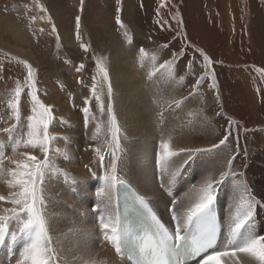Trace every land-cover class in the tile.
<instances>
[{
    "label": "snow or ice",
    "instance_id": "6c2138e0",
    "mask_svg": "<svg viewBox=\"0 0 264 264\" xmlns=\"http://www.w3.org/2000/svg\"><path fill=\"white\" fill-rule=\"evenodd\" d=\"M37 10L39 16L32 15L31 21L39 19L50 25L48 34L55 35L59 50L61 38L49 9L40 0H35L32 11ZM85 10V0H79V7L74 15V37L79 49L91 57L95 73L91 76L90 94L84 99L82 112L87 125V114L94 100L100 113L107 114V126L111 133L107 161L100 148L93 149L97 162L105 168V174L103 185L95 193L99 201L91 211L97 214V234L116 258L108 259L105 264H188V261L193 264H264V229L258 230L255 219L256 209L261 205V201L253 193L244 172L234 170V161L240 154L239 133L234 134L233 121L226 117L222 105L217 115L225 118L228 127L218 143L209 147H188L173 151L170 138H162L159 141L161 151L158 153L161 162L160 175L155 183L153 178L138 182L137 178L130 176L126 170V149L122 140H128V128L138 123L142 116L138 111L123 110L114 106L119 78L115 72L110 76L107 58L95 53L91 39L85 42ZM121 11V0H115L113 19L116 30L122 33L121 44L129 45L127 51L136 48L138 56L142 59L147 53L143 46H136L134 35L129 37L128 26L121 18ZM172 19L178 26L174 30L173 41L183 37L185 42L179 50L172 52L170 59L160 64V69H169L171 74L172 71L178 72L183 64L187 75L195 81L188 97L176 102L177 108H183L188 100L198 94L202 86L212 91L219 101V81L215 71L219 62L204 49L187 41V32L181 31L182 17L177 19L174 15ZM164 24L167 22L161 24L162 28ZM40 31L43 32L44 29ZM33 35L35 36V33ZM164 48H170V43H166ZM189 50L193 55H189ZM4 55L10 63L16 61L21 64L22 70L19 77L13 81L15 86L7 100L15 123L0 128V134H3V138H0V178L9 188L6 195L0 194V249L7 250L9 264H12L13 260L15 264H64L60 250L54 246L53 237L49 234L47 205L43 194L44 186L47 180L52 178V173L60 171L52 165L50 157V145L58 139L50 133V126L55 120L53 106L40 98V89L37 87L38 73L32 63L27 59L19 60L8 53ZM250 67L254 69V66ZM84 70L83 62L75 66L77 73ZM258 71L264 75V68ZM4 73L5 67L0 64V81H4ZM184 80L185 76H181L180 81ZM78 83L83 84V80L78 79ZM146 87L150 95L153 94L151 86ZM25 93L31 100V115L27 117L26 124L21 117V97ZM71 95L69 93L70 98ZM156 124L163 135L168 125L160 119H157ZM96 128L99 131L100 125L97 124ZM233 136L236 140L235 150L221 159L220 153L229 147ZM90 139H97L96 132H93ZM21 147L38 149L43 154V160L30 151L18 152ZM88 147L92 148V145ZM244 155L247 156L246 150ZM200 157L206 159L207 166L199 180L191 183L185 193L177 198L175 185L178 178ZM170 163L175 165L172 171L168 170ZM85 167L89 168L88 165ZM64 180L75 183L66 172ZM229 181L233 186L234 203L226 219L221 221L214 204L220 190ZM120 186L125 190L122 207L119 196L115 197V202L113 199V194L118 192ZM154 187L167 197V219L156 210L152 198L141 194L142 190L148 191ZM185 200L188 201L186 205ZM18 239H22L24 243L17 258L13 253V244Z\"/></svg>",
    "mask_w": 264,
    "mask_h": 264
},
{
    "label": "rangeland",
    "instance_id": "374dc122",
    "mask_svg": "<svg viewBox=\"0 0 264 264\" xmlns=\"http://www.w3.org/2000/svg\"><path fill=\"white\" fill-rule=\"evenodd\" d=\"M166 1L168 2L163 3L166 6H163L161 0H121V18L128 26L129 37L134 35L137 47L143 46L148 56L151 55L157 59V68H160V64L170 59L172 52L179 50L181 44L185 42L183 37L176 41L172 39L175 35L174 30L178 27L172 17L174 15L177 19L182 17L181 31L187 32V41H191L205 51L209 50L210 56L219 62L215 67L219 81V101L206 86H202L198 90L202 95L200 106L204 108L207 118L215 126L216 135L211 138L195 137V142L218 143V140L222 138L228 127L225 118L217 115L220 105H222L225 115L227 112V115L235 119L234 134L239 133L240 154L234 161V170L237 172L246 170L248 173L255 169L264 174V162L256 159L253 161L254 156L256 158V154L261 153L260 143L256 141V134L264 131V126L258 125L254 121L258 111L264 116V75L258 71V69L264 68V52L258 51L264 46V0ZM40 2L49 9V13L57 24L61 38L59 50L55 35L48 34V40L45 38V33L50 31V25L39 19L35 22L31 21L32 15L39 16L38 10L32 11L35 0H0V64L5 67L4 81H0V128L15 123L13 114L7 106V100L15 86L13 81L19 77L22 70L21 64L16 61L10 63L4 54L8 53L19 60L25 59L6 51L5 44L32 50L35 60L28 61L37 69V87L40 89V93L47 89L49 83L56 84L63 91L69 89L68 92L72 94L71 97L76 102L71 107L72 113L69 117L64 112L62 113L64 115L59 114L62 120L67 121L74 118V112L79 106H82L80 102H84L85 97L90 94L87 95L83 89L92 83L91 76L95 73L94 63L89 55H85L79 49L78 42L74 37V15L79 7V0H40ZM85 4L84 40L87 42L89 38L91 39L95 53L106 57L110 67L111 57L119 55L118 45H122V33L118 32L114 26L115 0H85ZM161 5L164 9L159 8ZM157 9L159 12H164L165 16L160 13L157 15ZM165 21L167 24H164L162 28L161 24ZM41 29L44 31L41 32ZM12 33L15 34V37L17 36L16 39L13 38L14 34ZM229 42L235 45L234 52L230 48ZM166 43H170V48H164ZM134 49L132 50L134 53L131 52V54H135L133 57L136 59L138 53ZM223 50L229 52L226 57H222ZM189 55H193L191 50H189ZM81 62L85 64V70L77 73L74 68ZM249 65L255 66V72H252L254 76L252 74L250 76L245 71L246 66ZM70 71L73 73L71 74ZM197 72H199L198 68ZM75 74H77L76 79ZM175 74L179 79L181 76H185L183 85L178 92L179 96H185L193 90L192 85L195 81L187 75L183 64ZM258 75L263 77L259 83L256 77ZM78 79H82L83 84L78 83ZM133 82L136 81L133 80ZM40 98L43 100L41 95ZM67 101H71L69 96ZM48 104L52 105L54 110L53 103L48 102ZM29 115H31V100L25 93L21 97V117L25 124ZM87 115L100 125L103 131L101 134L104 136V131H108L107 114L100 113L99 106L94 100L91 102ZM227 115L226 117H228ZM102 136L100 139L103 138ZM235 147L236 140L233 136L229 141L230 152L234 151ZM22 150V152L30 151L24 147ZM245 150L247 156L244 155ZM262 159L264 160L263 157ZM260 165L263 166L260 167ZM246 175L250 177V174Z\"/></svg>",
    "mask_w": 264,
    "mask_h": 264
},
{
    "label": "bare ground",
    "instance_id": "6f19581e",
    "mask_svg": "<svg viewBox=\"0 0 264 264\" xmlns=\"http://www.w3.org/2000/svg\"><path fill=\"white\" fill-rule=\"evenodd\" d=\"M165 2L168 1L161 0L162 5ZM162 5L159 6L160 9H164L163 6L165 4ZM159 13L165 16L164 12ZM16 37L14 34L13 38L16 39ZM45 38L48 40V33H45ZM229 46L234 52L235 45L229 42ZM128 47L127 43H124L123 46L118 45L119 55L111 57L109 67L110 76L115 72L119 78L118 95L114 98V106L123 110L138 111L142 116L138 123L132 124L128 128V140H122V144L126 149L124 160L126 170L130 176L137 178L138 182L139 180L153 178L155 183L156 178L160 175L161 162L158 158V153L161 151L159 149L160 139L170 138V146L173 151L188 147H209L214 143H196L195 137L211 138L216 135V130L215 126L207 118L204 108L200 106L202 95L199 91L195 97L187 101L183 108H177L176 102L183 101L188 97L189 93L185 96L178 95L183 84L177 78L176 72L172 71L170 74L169 69L157 68V59L151 55H146L142 59L138 56L134 59L135 57L133 56L135 54L132 55L134 52L127 51ZM4 49L27 60H35L31 49H24L10 44H5ZM261 50L264 52V46L258 49V51ZM206 52L209 54L210 51L206 50ZM227 52V50H223L222 57H226L228 55ZM250 66L252 65L246 66L245 71L250 76L251 74L254 76L252 72H255V70L251 69L252 67ZM74 77L76 79L77 74ZM256 77L258 83L263 79L259 75ZM133 80L136 82H133ZM55 85L49 83L47 89L40 93L46 104L51 102L54 105L55 120L53 125L50 126V133L58 137L50 145V157L52 165L60 171L52 173V178L47 180L43 193L47 205L49 234L53 237L54 246L60 250L64 264H105L108 259L115 260L116 258L113 256L112 250L102 242V238L97 234V214L91 211L92 207L99 201L95 193L103 185V176L105 174V168L97 162L96 153L93 149L100 148L102 150L101 154L105 156V161H107V149L110 145L111 133L106 130L104 131L105 135L102 136V128L100 127L99 131H97L96 126L98 123L91 117H88L89 120L86 125L85 115L82 112L84 102H80L82 106H79L77 111L74 112V118H70L67 121L62 120L59 114L64 112L69 117L72 113L71 107L74 106L76 101L73 97L70 98V102L67 101L69 89L63 91ZM146 85L151 86L153 94L150 95ZM90 86L91 84L84 87L86 89H83L87 95ZM220 98L222 99V95ZM252 98H254L253 95ZM47 99L49 100L47 101ZM254 103L256 102L254 101ZM259 113L260 111L257 112L254 121L256 124L264 126V116ZM227 116L233 121V124H236L233 117ZM157 119L168 125L163 135L160 134V128L156 124ZM93 132H96L97 135L95 141L90 139ZM101 136L103 137L102 139H100ZM256 137V141L260 143L261 153L259 155L256 154V158L254 156L253 161L256 159L264 162L262 159V157L264 158V131L256 134ZM0 138H3V135ZM252 142L254 143V139ZM90 144L92 148L88 147ZM22 151L21 147L18 152L22 153ZM30 152L41 160L44 158L38 149H30ZM229 153V147L223 149L220 153V158L223 159ZM8 154L11 155V152ZM85 165H88L91 171ZM206 166V159L200 157L183 171L175 185L177 198L185 193L191 183L199 180ZM174 167L175 165L170 163L168 170L172 171ZM65 172L70 178L75 180V183L65 182ZM244 174L253 193L261 201V205L256 209L255 219L258 230L264 229V174L255 169L248 173L245 170ZM246 174H250V177ZM8 191L7 184L0 178V194L6 195ZM141 194L152 198L155 201L156 210L163 218L167 219L166 196L159 193L155 187L148 191L142 190ZM233 196L232 182L229 181L222 187L216 200L217 216L221 221L226 219L230 207L233 206ZM115 197L116 194L114 193V202ZM187 202L185 200L184 204L186 205ZM8 206L5 205V207ZM178 207H181V205H178ZM23 243L22 239H18L13 244V253L16 254L17 258ZM9 260L10 257L7 250L0 249V264H9ZM12 264H15L14 260ZM188 264H193V262L190 261Z\"/></svg>",
    "mask_w": 264,
    "mask_h": 264
}]
</instances>
